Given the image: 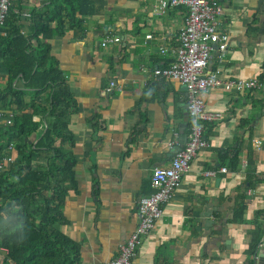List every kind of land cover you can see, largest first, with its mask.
<instances>
[{"label": "crops", "instance_id": "obj_1", "mask_svg": "<svg viewBox=\"0 0 264 264\" xmlns=\"http://www.w3.org/2000/svg\"><path fill=\"white\" fill-rule=\"evenodd\" d=\"M54 1L14 0L22 12L20 33L30 35L32 10H52ZM159 1L96 0L83 31L49 41L79 108L72 120L79 188L67 199L68 223L61 231L81 244L82 264H106L119 256L138 225L140 199L153 192V169L169 167L189 140L185 87L154 76L155 69L174 62L188 11H160ZM220 5L218 28L228 36V50L220 59L215 48L205 73L221 70L222 83L254 79L259 87L240 92L218 87L204 94L206 108L222 119L207 126L208 147L183 176L133 264H254L257 248L250 255L248 247L255 222L263 229L260 242L264 236V0ZM107 39L120 43L103 47ZM4 83L1 71L0 89ZM28 142L35 145V136ZM5 153L15 155L13 148ZM239 203L246 208L243 224L231 221Z\"/></svg>", "mask_w": 264, "mask_h": 264}, {"label": "trees", "instance_id": "obj_2", "mask_svg": "<svg viewBox=\"0 0 264 264\" xmlns=\"http://www.w3.org/2000/svg\"><path fill=\"white\" fill-rule=\"evenodd\" d=\"M95 6L96 0H56L52 10H32L31 33L24 36L19 30L22 12L11 0L0 42V73L6 76L0 89V113L5 119L12 117L11 123L0 126L4 141L0 161L9 156L5 153L9 145L15 155L10 154L13 162L0 174V250L6 251L0 254V264H82L81 244L61 231L68 223L67 199L79 188L72 128L79 108L49 41L70 31H83L84 21L95 14ZM32 42L37 44L35 48ZM14 82L20 83L17 86ZM33 136L35 145L28 142ZM229 164L235 171L237 157ZM245 210L239 203L231 221L243 224ZM254 226L250 255L263 235L259 223Z\"/></svg>", "mask_w": 264, "mask_h": 264}, {"label": "built area", "instance_id": "obj_3", "mask_svg": "<svg viewBox=\"0 0 264 264\" xmlns=\"http://www.w3.org/2000/svg\"><path fill=\"white\" fill-rule=\"evenodd\" d=\"M221 0H160L159 10L184 7L188 14L186 24L180 33V45L176 50L175 60L166 68L155 69L154 76L178 81L188 93V112L191 118V133L186 145L174 156L169 167L153 169L151 174L152 194L140 199L138 204V225L132 236L120 247L119 256L106 264H133L144 238L149 237L157 222L164 215L165 206L174 198L181 187L183 176L189 171L198 153L208 147L204 139L209 124L222 119L220 112L206 108L204 94L210 89L224 87L227 91L240 92L254 90L259 87L257 80L221 81V70L211 74L205 73L215 48L224 57L228 50V36L218 28V16L222 12ZM11 0H0V42L2 25L5 22ZM120 43V40L107 39L103 44ZM115 85L111 83V87ZM12 115L4 118L0 113V120L11 123ZM262 144L255 142L254 147L259 150ZM13 148L9 145L8 149ZM13 162L9 155L0 161V174L6 171ZM227 172L226 168H222Z\"/></svg>", "mask_w": 264, "mask_h": 264}, {"label": "water", "instance_id": "obj_4", "mask_svg": "<svg viewBox=\"0 0 264 264\" xmlns=\"http://www.w3.org/2000/svg\"><path fill=\"white\" fill-rule=\"evenodd\" d=\"M254 264H264V236L257 247V251L253 257Z\"/></svg>", "mask_w": 264, "mask_h": 264}]
</instances>
